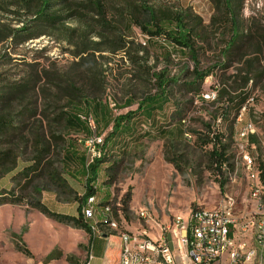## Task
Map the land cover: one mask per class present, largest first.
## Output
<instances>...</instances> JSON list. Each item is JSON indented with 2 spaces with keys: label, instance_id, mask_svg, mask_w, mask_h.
I'll return each instance as SVG.
<instances>
[{
  "label": "trees",
  "instance_id": "obj_1",
  "mask_svg": "<svg viewBox=\"0 0 264 264\" xmlns=\"http://www.w3.org/2000/svg\"><path fill=\"white\" fill-rule=\"evenodd\" d=\"M210 1L214 8L210 26L214 31L223 29V34L216 45L215 59L205 63L202 57L206 54L203 42L206 25L203 18L190 7L175 10L173 7L138 0H118V5L110 0H20L16 4L17 10L13 11L0 1V11L3 14L19 13L23 9L26 16L30 17L26 22L17 21L18 24L22 23L19 27L0 20V47L7 43L24 44L44 35L51 36L54 31L68 37L67 41L74 46L73 54L77 58L70 71L58 75L35 69L38 62L32 63L30 76L25 80L9 82L0 73V180L14 171L19 159L28 153V162L11 177L21 193L17 194V188L14 187L9 190L1 189L0 205L26 203L57 222H72L76 227L91 233L81 209L90 197L97 196L95 180L101 165L109 160V155L108 158L104 156L109 141L112 154H125L122 152L145 136H185L188 133L192 137L187 123L183 122L186 120L184 109L173 100L178 94H192L194 98L199 97L203 103L215 107V115H212L215 125L208 124V130L198 134L204 137L199 143L201 147L210 148V169L219 176V186L223 190L228 180L223 168L232 167L235 158L230 153L232 143L227 139L230 140L234 134L241 109L251 101H257L254 90L264 81V34L253 32L256 25L249 26L243 18L244 0ZM110 13L111 16L108 17ZM75 20L84 25L85 29L66 27V22ZM134 26L147 37L148 45L153 39H161L180 48L192 60L193 69L187 62L179 77H170L165 69L154 71V66L149 64L148 49L128 38L130 35L127 33L131 34ZM209 48L212 49L211 45ZM120 51H124L130 61L133 72L130 80H139L145 91L137 102L139 106L136 110H129L112 120L109 97L105 96L108 84L100 59L106 58V52L116 54ZM167 59L170 60V55ZM235 61L240 66L236 73L227 76ZM213 76L219 81L217 85H213L217 95L210 102L202 96L203 84L208 77ZM43 77L48 79V88L39 87ZM135 97L134 94L128 96L125 106L136 104ZM38 98L43 100L45 107L42 109L37 105ZM48 101L51 102L46 103ZM193 102L194 100L191 101ZM93 113L101 116L106 127L113 124V128L106 135L102 155L88 164L86 151L85 154L77 152L70 137L56 132L54 128L66 132L81 131L90 136L92 130L87 118H94ZM35 123L38 126L33 128ZM225 123L227 133L222 129ZM44 124H48L49 131ZM176 124L178 127L174 128ZM250 141L256 145L253 150L259 152L256 166L264 202L262 152L254 134L250 136ZM54 152L62 156L60 163L64 171L66 166L74 164L85 173L86 192L82 198L77 197L81 202L78 216L52 211L40 199L31 200L23 193L32 188L34 193L41 194L43 188L47 189L41 186L42 182L50 181L61 186L65 184L53 159ZM131 202L132 193L128 189L113 206L114 214L118 215L120 211L126 218ZM111 203L109 199L97 202L98 205ZM103 223L100 221L98 225ZM22 250L29 253L26 249Z\"/></svg>",
  "mask_w": 264,
  "mask_h": 264
},
{
  "label": "rangeland",
  "instance_id": "obj_2",
  "mask_svg": "<svg viewBox=\"0 0 264 264\" xmlns=\"http://www.w3.org/2000/svg\"><path fill=\"white\" fill-rule=\"evenodd\" d=\"M11 10L16 11L20 0H0ZM84 1V0H72ZM114 1L118 5V0ZM137 1V0H135ZM156 5L173 7L176 9L191 8L195 13L203 18L206 28L203 30V41L206 45V54L202 57L204 63L208 60H214L217 54L216 45L218 40L222 38L223 29L214 31L210 26V20L214 14V8L210 0H138ZM17 4V5H16ZM111 16V13L108 17ZM242 16L249 26L256 25L253 32L256 34H264V0H244L242 8ZM0 20L5 23H12L15 27H19L17 21H29L30 17L26 16L25 10L21 9L19 13L3 14L0 11ZM259 26V27H257ZM66 27H79L84 30V25L78 21L66 22ZM262 29V30H261ZM132 33L128 37L134 39L137 43L145 46L149 54V64L154 66V71L168 70L170 77H179L181 69L187 62L193 69V62L188 55L183 54L180 48L174 47L161 39H153L150 45L146 44L147 37H143L140 29L136 26L132 28ZM262 31V32H259ZM51 36H41L30 40L24 44H5L0 47V73L7 77L9 82L25 80L30 76L32 63L38 62L39 71L47 70L52 75L62 74L71 70L75 61H77L74 53V46L67 41L68 37L62 33L52 32ZM94 39L97 40L96 37ZM211 45L212 49L209 48ZM105 59H100L105 70L107 80L106 98L109 97L108 106L113 120L116 116L126 113L129 110L138 108V100L143 96L144 87L139 80L131 79L133 74L130 61L124 51L116 54L106 52ZM170 55V60L167 57ZM211 61V62H212ZM264 65V58L262 61ZM240 65L235 61L228 70L227 76L236 73ZM220 73V71H218ZM218 79L208 77L203 84L204 93L202 96L207 101H213L212 93L214 91V99L217 92L213 85H217ZM48 79L41 78L39 87L48 88ZM147 87V86H146ZM264 81L254 90V97L257 101H251L244 115L245 121H251L258 126L262 120V114L257 110V106L264 102ZM147 92V91H146ZM131 93V94H130ZM152 93H155L152 91ZM135 95L134 105L125 106L126 98ZM173 100L184 109L185 119L188 129L191 131L192 137L186 138L184 135L174 136L168 134H155L145 136L136 140L131 147L125 150V154H112L111 142L107 145L105 157L108 161L104 162L99 174L95 180L97 185V196L95 199L96 214L94 222L98 223L99 231L105 234L117 232L128 233L132 236H138L146 239H158L160 236L167 235L164 223L171 222L174 217H180L182 221H188L191 212L198 206L217 208L220 205L226 193L234 195L237 200L236 214L239 216L244 213H255L258 208H263V199L258 205L256 201H251L252 189L247 179L246 173H253L249 170L247 164H243V160L237 157L236 146V124L234 126V134L231 139H227L232 143L230 153L235 158L233 166H225L227 183L224 189H220L218 179L219 176L210 169L209 147L203 148L199 143L204 137L198 133L207 131V125H215L212 118L214 114V106L209 103H203L201 98L192 94L186 96L176 95ZM194 100L193 103L191 101ZM48 101L46 103H50ZM117 103V106H115ZM37 105L44 108L42 99L38 98ZM46 105V104H45ZM94 114V113H93ZM92 127H97L98 133L111 132L113 124L108 127L103 124L100 115L91 117ZM220 122V120L218 121ZM178 124V123H177ZM175 127H178V125ZM243 124V122H242ZM38 126L35 123L32 127ZM48 129V124H44ZM227 123L222 127L227 133ZM145 129V126H143ZM57 132H62L74 142L77 152L84 153L86 151V140L88 136L84 132H66L61 129L54 128ZM188 134V133H187ZM189 136H191L189 134ZM252 148V146L250 145ZM105 150V149H104ZM255 161L259 152L255 149H249ZM58 152H54V161L61 171V175L65 184L48 182L40 183L43 188L41 194L34 193L32 188L25 195L32 199H40L43 203L48 204L52 209L62 211L78 216V206L81 203L77 197H83L86 192V176L85 173L74 164L66 166L64 171L61 167L62 156ZM114 155V156H113ZM28 153L26 152L20 159L19 164L14 171L6 175L0 180L1 189L17 188V194L21 193L16 183L11 180L12 175L21 170L28 162ZM52 159V158H51ZM78 161V160H77ZM173 161V162H171ZM246 165V166H245ZM110 166V167H109ZM112 166V167H111ZM79 169V170H78ZM131 189L132 202L127 217L118 213L113 214L115 225L111 226L104 220L100 214L102 205L97 202L102 199L112 201L111 206H115L121 197ZM100 207V208H99ZM141 209H147L149 213L155 215L160 221L162 227L153 226L152 222H147L138 216ZM40 213V212H39ZM101 216V217H100ZM100 217V218H99ZM109 219L111 217L108 216ZM38 214V210L31 208L26 203L22 204H2L0 205V264H9L10 259L16 256V244H24V235L26 232L34 230H46L48 234V243L55 247L54 255H67L68 259L75 261L78 259L79 252L86 250L88 247L84 244V239L91 236L90 232L76 227L72 222L60 223L57 221L43 220ZM98 219V220H97ZM21 233V234H20ZM148 234V235H147ZM122 241V239H121ZM37 250V248H36ZM81 257V256H80ZM79 257V258H80ZM81 259V258H80ZM83 259V258H82ZM81 264H85V258ZM179 264H182L179 262Z\"/></svg>",
  "mask_w": 264,
  "mask_h": 264
},
{
  "label": "built area",
  "instance_id": "obj_3",
  "mask_svg": "<svg viewBox=\"0 0 264 264\" xmlns=\"http://www.w3.org/2000/svg\"><path fill=\"white\" fill-rule=\"evenodd\" d=\"M143 37H146L142 35ZM214 100V91L212 93ZM248 106H244L239 114L236 126L237 157L243 160V164L253 165V173H246L252 189L251 201L259 205L262 200V191L258 184V169L256 161L250 149V136L256 131L255 124L245 121L244 115ZM92 134L86 140L87 163L100 157L104 151L106 135L108 132L98 133L97 127H92L91 116L87 118ZM243 122V124H242ZM185 137L191 136L185 133ZM90 197L82 205L81 214L87 218L93 236L102 235L103 232H96L95 218H91L93 211V199ZM237 200L234 195L226 193L219 206L217 213H210L209 207H196L188 221L177 222V217L171 222L164 223L166 237L158 239H146L138 236L123 233V247L119 264H177L172 248V239L175 240L178 250L182 251L190 264H264V208H258L255 213L243 217L240 228L243 232L252 233L253 245L245 242H236L231 235L232 230L240 222L236 214ZM107 215L113 218V206L108 204ZM138 216L153 222V226L162 227L157 217L147 209H141ZM148 235V234H147ZM142 246H153L156 249V260H149L146 254L142 253Z\"/></svg>",
  "mask_w": 264,
  "mask_h": 264
},
{
  "label": "crops",
  "instance_id": "obj_4",
  "mask_svg": "<svg viewBox=\"0 0 264 264\" xmlns=\"http://www.w3.org/2000/svg\"><path fill=\"white\" fill-rule=\"evenodd\" d=\"M257 110L261 112V116L263 118L260 124L256 126L254 136L257 139L258 144L260 145L262 159L264 161V102L260 103L257 106ZM251 145V149L253 150V147H255L256 145L252 142ZM46 205L52 211L75 216L74 214L54 210L48 204ZM38 214H40V216L44 218L43 220L55 221L42 214L41 212L39 213V211ZM248 215L249 213L239 215L240 222L237 224L236 228L232 230L231 235L234 237L236 242H245L252 246V233L249 231L243 232L240 228L243 217H246ZM47 238L48 234L46 230H34L32 232H26L24 235V244H16V256L10 259L9 264H81L84 258L85 264H119L120 262L122 241L120 235L117 232H113L111 234L103 233L100 236H93L91 234V236L86 237L84 239V244H86L88 247H86V250H81L79 252L78 259L75 261L69 260L66 254L61 256L54 255L55 247L48 243ZM171 244L172 248L175 249L174 254L176 263L179 264V262H181L182 264H190L189 259L185 258L182 251L178 250L177 245H175L174 239H172ZM22 249L28 250L29 253H25Z\"/></svg>",
  "mask_w": 264,
  "mask_h": 264
},
{
  "label": "bare ground",
  "instance_id": "obj_5",
  "mask_svg": "<svg viewBox=\"0 0 264 264\" xmlns=\"http://www.w3.org/2000/svg\"><path fill=\"white\" fill-rule=\"evenodd\" d=\"M247 167L249 170H253V165L247 164ZM95 199H96V197L93 199V211H91V218H96V214L98 213L97 212L98 210L96 211ZM106 206H108V204L100 206L101 207L100 214L102 215L104 220L108 222L109 225L114 226L115 222H112L111 219L108 218L109 215H107ZM210 213H217V208H210ZM98 215H99V213H98ZM85 220L87 221V218H85ZM145 220L149 222L148 219H145ZM177 222H184V221H182V219L180 217H177ZM98 223L96 224V232H100ZM126 234L130 235L128 233H126ZM121 239H122V247H123V233H121ZM121 252H122V248H121ZM142 253L146 254V256H147V258H149V260H156V249H154L153 246H142ZM120 260H121V253H120Z\"/></svg>",
  "mask_w": 264,
  "mask_h": 264
}]
</instances>
